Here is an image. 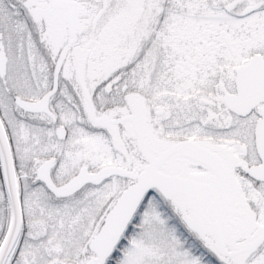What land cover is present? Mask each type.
I'll return each instance as SVG.
<instances>
[{"label":"snow or ice","instance_id":"obj_1","mask_svg":"<svg viewBox=\"0 0 264 264\" xmlns=\"http://www.w3.org/2000/svg\"><path fill=\"white\" fill-rule=\"evenodd\" d=\"M0 264H264V0H0Z\"/></svg>","mask_w":264,"mask_h":264}]
</instances>
